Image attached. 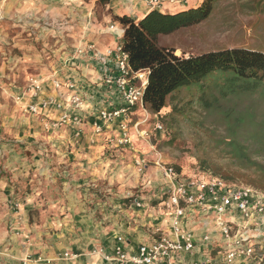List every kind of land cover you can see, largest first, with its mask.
I'll return each mask as SVG.
<instances>
[{"label":"crops","instance_id":"obj_1","mask_svg":"<svg viewBox=\"0 0 264 264\" xmlns=\"http://www.w3.org/2000/svg\"><path fill=\"white\" fill-rule=\"evenodd\" d=\"M197 1L189 0L186 5H168L165 9L157 10L172 13L195 6ZM34 2L38 3L35 5L43 12L49 10L54 14L57 12L67 15L69 22L73 23V27L69 28L71 41L61 40L62 42L57 43L58 39H55L54 48L50 51L27 49L31 48L29 42L32 40L24 36V24L15 22L26 18L24 16H28L29 12L33 14L34 11L28 10ZM80 5L76 0H0V74L7 75L10 78L9 84H12L11 78L14 79L15 72L22 69L25 76L20 84H14L17 89L15 95H21L28 79L36 76L42 79L45 93L57 96L59 100L64 91L54 90L52 80L76 81L78 90L86 98V103L80 111H68L79 113L83 119L91 121L97 109L117 107L121 104L113 88L102 82L101 74L104 71L98 64L97 57L107 48L114 47L115 39L122 37L123 28L119 22L112 21L109 15L103 14V18L97 20L90 5ZM107 7L111 8L114 14H128L135 20L152 10L144 0H109ZM47 14L49 13H40L39 17ZM17 25L19 28L13 33L12 26ZM38 31L42 32V35H38L39 38L47 33L44 27H40ZM89 43H93L96 48L93 56L91 53L76 57L73 52H70L69 56L64 48L68 45L71 46L70 51H74L75 48ZM12 45L20 49V58L16 59V55L11 54ZM22 58L27 59L26 62L32 59L34 73L24 70L30 65H18ZM27 102V99L23 102L15 100L20 115L26 113L27 122L36 124H30L27 135L23 134L21 137L26 135L27 138H33L32 143L35 140L38 143L39 140L43 141L35 148L27 147L31 150L30 159L23 157L22 151L14 150L11 144L6 143L0 149V156H3L0 171H9L6 172L7 175H0V264H23L22 259L27 254L32 258L44 256L57 259L50 263L31 261L28 264H106L100 257L87 255V252L99 246L111 245L118 235L125 238L124 248L134 251L156 227L166 228L164 207H159L158 210H155V207L146 208L142 201L143 194L132 198L125 205L117 199H111L109 202L98 201L89 192L88 186L91 184L103 187L115 181L118 182L117 191H124L125 181L119 176L121 172L112 176L108 170L111 165L133 169V160H140V155L131 148L129 150L128 147H120L110 141L109 138L113 136L111 131L117 129L116 123L103 135L93 133L88 123L82 125L83 129L79 135H75L76 126L73 124L44 128V119L54 118L58 111L50 107L38 114H30L24 110ZM2 112L0 110V114ZM136 113L138 111L131 113L130 121ZM5 117L7 116L4 114L3 118ZM2 134L4 138L5 134L9 133L5 131ZM131 138L138 140L132 129ZM46 143L49 145H45ZM148 167L150 166L145 165L144 169ZM49 179L54 182L51 183ZM143 181L144 187H161L163 199L160 205L163 206L169 187L164 176L157 179L145 178ZM136 182H139V177ZM129 183L134 184L132 180ZM12 184L29 185L32 190L29 194L15 195ZM113 200L115 203L111 206L110 202ZM89 202L94 208L87 205ZM107 203L112 209L107 208ZM14 205L16 207H13ZM97 211L101 214L99 221H95ZM187 227L193 229L198 239L206 233L209 234L214 244L211 259L221 260L226 246L220 240V234L215 230L212 221L196 219ZM68 249L81 253L74 260L60 259V251ZM196 250L200 254L197 256L205 257L201 253L203 243L200 241L197 242ZM233 264L255 263L243 257Z\"/></svg>","mask_w":264,"mask_h":264},{"label":"rangeland","instance_id":"obj_2","mask_svg":"<svg viewBox=\"0 0 264 264\" xmlns=\"http://www.w3.org/2000/svg\"><path fill=\"white\" fill-rule=\"evenodd\" d=\"M76 1L80 2L82 6L86 4L90 5V9H92L94 17L97 20H101L103 14L109 15L108 10H111L107 5H99L94 0ZM201 1L198 0L197 2L200 3ZM258 1L215 0L213 11L209 18L198 24L176 30L168 35L159 36L158 43L163 46L173 47L177 55L182 52L186 55L200 54L206 51L231 47L256 48L264 51V9L261 10L257 5ZM35 4L38 5V3L34 2L32 3V8L28 10L34 11L33 14L29 12L27 14L28 16H24L26 18L23 19L26 22L23 19L15 22L16 24H24L25 31L23 34L28 37V40H32L29 42V47L31 48L27 49L29 51H41L42 49L50 51L54 48L53 45L56 43L55 39H58L57 43L63 40L66 42L68 40L71 41L72 38L69 28L70 26L73 27V23L69 22L67 15L65 13H61L62 15H60L57 12L54 14L49 10L43 12ZM40 13L49 14L39 17ZM40 27L46 28L47 32L42 38L38 37V35H42V32L38 31ZM12 28L14 33L18 30L19 26H12ZM120 40V38L115 39L116 43H120ZM10 45L6 46L9 47ZM64 48L68 55L70 52H73L70 51L71 46L66 45ZM11 54L16 55V59L21 57L20 49L13 45L11 46ZM22 60H19L18 65L19 63L28 64L30 66H26L24 70L27 69L28 72L34 73L32 59H28L29 61L27 62V59ZM45 61L47 60L45 59ZM24 76L25 73L22 69L15 72L14 79L11 78L13 83L9 84L10 78L5 74H0V110L3 111L0 114V149L3 148L4 144L8 143L12 145L14 150L22 151L21 155L23 157L26 156L30 159L31 150L27 147L33 146L35 148V146L41 145V141L43 140H39V143L35 140L32 143L31 140L33 138H27V129H30V124L35 125L36 123L27 122L28 115L26 113L20 115L16 107L15 93L17 89L15 85L20 84ZM195 97L196 92L194 90L189 91L183 89L174 96L169 106L164 109L165 114L157 115L155 118L150 113L151 115L148 120L141 121L139 128L146 129L148 136L145 139L138 138L137 141L132 140L133 142L128 149L131 148V150L140 155L142 165H148L150 167L148 169H144V167L139 169L140 165L135 160H133L132 165L134 172L131 168H120L111 165V168L108 170L109 175L114 176L115 173L121 172L119 176L125 181L124 191H117L116 184L118 182L116 181L113 184H107L103 187L91 184L88 186V189L93 194V197L97 198L98 201L108 202L111 199H117L126 205L132 198L143 194L142 201L146 204V208L155 207V210H158L159 207L163 208L160 205L163 199L161 187L159 185H152L151 187L142 186L143 179H157L162 176V166L154 163L156 157H160L163 163L162 165L172 166L175 170L179 169L186 176L200 177L202 175H217L223 178L224 174H229L233 179H223L238 185L250 186L247 182L249 172H246V174L241 170L240 167L243 164H240L241 162L237 158H230L231 148L228 143L231 142V132L227 122L223 121L221 112L213 110L205 111L195 102ZM227 104L229 106H235L234 109L239 112L242 111V115H247L249 113L248 111L251 110L259 122L264 121V97H260V95L252 94L233 98L227 101ZM173 105H176L178 109L183 108V114H173V116H170V109ZM4 114L7 117L3 118ZM144 118L145 116L142 111H139L132 116V121L142 120ZM156 119L163 127L160 132H155L152 129V123ZM5 131L11 134H5L3 138L2 132L5 133ZM23 134L26 135L21 137ZM45 145H49V143ZM249 147H251V150L255 148L253 146ZM133 148L139 150H134ZM2 160L3 156H0V161ZM202 160L206 161V167L209 168L208 171L201 167L200 161ZM213 169L218 170V174L213 173L211 171ZM6 172L9 173V171ZM6 172L1 170L0 175H7ZM137 177H139V182H136ZM130 180L133 181V185L129 183ZM49 181L51 183L54 182L50 179ZM12 190L15 195H24L29 194L32 189L29 185L21 186L12 184ZM114 203L115 200L111 201V206ZM87 205L94 208L91 202L87 203ZM13 207L16 206L14 205ZM107 208L112 209L108 206V203ZM95 216V221H99L101 214L97 211ZM108 247V245L96 247L89 251V253L87 252V255L92 254L101 258L100 250L107 249ZM65 252L71 253L72 256L64 257L63 254ZM79 253L81 252L77 250H63L62 252L60 251L61 255L59 258L74 260L78 257ZM41 257L44 258V256ZM44 259L46 260H43V262L47 260L54 262L57 260L56 258L51 259L48 257Z\"/></svg>","mask_w":264,"mask_h":264},{"label":"built area","instance_id":"obj_3","mask_svg":"<svg viewBox=\"0 0 264 264\" xmlns=\"http://www.w3.org/2000/svg\"><path fill=\"white\" fill-rule=\"evenodd\" d=\"M152 9H165L171 5H186L189 0H144ZM113 26H110L112 28ZM96 48L93 43L79 46L74 49L73 55H94ZM98 64L103 68L102 82L109 84L120 100L117 107H102L96 110L91 121L83 119L81 114L71 113L80 111L86 103V98L78 90L76 81L52 80L54 90L64 91L58 99L45 93L44 83L39 77L33 76L21 95H15L17 102L27 99L24 110L30 114H38L50 107L58 111L54 118L44 119V128H53L60 125L73 124L76 134L82 132V125L89 124L95 134L103 135L113 124L117 129L110 141L120 147H129L132 144L131 129L138 138L148 136L146 129H141V121L150 118V112L143 103V92L147 83L145 70L134 71L129 65L128 54L120 43L107 48L97 57ZM112 67V68H111ZM62 96L64 98L62 99ZM142 111L145 118L130 121L131 113ZM156 118L157 114H153ZM153 131L160 132L163 127L156 119ZM142 169L141 160H136ZM154 163L162 166V175L169 187L163 207L166 210L164 217L167 221L165 229L156 227L146 239L142 240L134 251L124 248L125 238L122 235L106 249L100 250L101 259L106 264H233L240 258H248L255 264H264V193L260 190L229 182L217 175L186 176L177 172L172 166L162 165L160 157ZM196 219L212 221L215 230L220 234V240L225 244V252L221 260L211 259L214 244L209 234L196 238L193 229L187 225ZM203 243L205 257L200 258L196 250L197 242ZM205 243V244H204ZM64 257L72 254L65 252ZM46 260L42 257L32 258L26 255L22 261L28 264L31 261ZM51 260H47L50 263ZM53 261V260H52Z\"/></svg>","mask_w":264,"mask_h":264},{"label":"trees","instance_id":"obj_4","mask_svg":"<svg viewBox=\"0 0 264 264\" xmlns=\"http://www.w3.org/2000/svg\"><path fill=\"white\" fill-rule=\"evenodd\" d=\"M94 1L102 6L109 3V0ZM214 2L202 0L195 6L172 13L152 9L136 20L128 14H114L111 10L108 14L122 25L120 44L128 54L132 70L147 72L143 92L145 108L152 114H165L164 109L178 92L194 90L195 102L205 111L221 112L231 132L230 158H237L243 164L241 170L249 172L248 184L264 193V121L259 122L251 110L242 115V111L227 104L233 98L252 94L264 97V51L231 47L177 55L173 47L158 43L159 36L209 18ZM257 5L264 9V0H259ZM183 111L173 105L169 115L183 114ZM249 146L255 147L254 150ZM200 163L204 170H209L206 161ZM176 171L180 172L179 169ZM211 171L218 174L216 169ZM223 178L233 179L229 174H224Z\"/></svg>","mask_w":264,"mask_h":264}]
</instances>
